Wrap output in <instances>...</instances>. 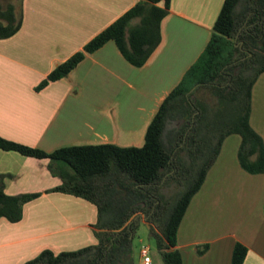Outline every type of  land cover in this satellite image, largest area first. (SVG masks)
Here are the masks:
<instances>
[{"label": "crops", "instance_id": "1", "mask_svg": "<svg viewBox=\"0 0 264 264\" xmlns=\"http://www.w3.org/2000/svg\"><path fill=\"white\" fill-rule=\"evenodd\" d=\"M140 1L21 0L19 31L0 40V137L45 153L103 144L141 147L160 105L207 46L224 0H170L160 43L141 67L108 41L84 53L66 77L38 89ZM249 125L264 146V72L251 90ZM240 142L237 134L223 140L185 211L176 246L182 264H230L237 243L247 249L243 264H264V172L241 168ZM47 163L0 149L5 193H40L23 206L19 222L0 219V264L97 244L96 207L49 192L61 181ZM133 264H141L139 250H133Z\"/></svg>", "mask_w": 264, "mask_h": 264}, {"label": "trees", "instance_id": "2", "mask_svg": "<svg viewBox=\"0 0 264 264\" xmlns=\"http://www.w3.org/2000/svg\"><path fill=\"white\" fill-rule=\"evenodd\" d=\"M169 4L170 0L140 1L82 52L57 66L38 89L66 77L84 53L108 41L131 65L143 66L160 43V23ZM21 21V2L17 11L12 5L1 10L0 5V40L14 36ZM263 72L264 0H224L207 46L160 105L141 147L103 144L45 153L0 137L1 150L48 161L47 170L61 181L49 192L84 199L97 210V244L58 254L44 250L24 264H133L132 241L142 221L163 263L182 264L177 231L223 140L239 135L241 168L249 174L264 172V146L249 125L251 90ZM200 90L208 91V100L196 96ZM6 177L0 174V219L17 223L23 206L40 193L7 195ZM172 186V194L163 193ZM246 253L237 243L230 264H243Z\"/></svg>", "mask_w": 264, "mask_h": 264}, {"label": "rangeland", "instance_id": "3", "mask_svg": "<svg viewBox=\"0 0 264 264\" xmlns=\"http://www.w3.org/2000/svg\"><path fill=\"white\" fill-rule=\"evenodd\" d=\"M21 0H0L1 10H5L8 5H12L15 11L19 9ZM196 96L200 99H209V93L206 90H200L196 93ZM176 188L166 187L163 189V193L170 195L175 191ZM141 244L148 245L150 247V256L153 264H164L160 252L157 249L155 240L149 236L148 230L142 223L139 224L138 229L134 235L132 241V247L134 252L139 250Z\"/></svg>", "mask_w": 264, "mask_h": 264}, {"label": "built area", "instance_id": "4", "mask_svg": "<svg viewBox=\"0 0 264 264\" xmlns=\"http://www.w3.org/2000/svg\"><path fill=\"white\" fill-rule=\"evenodd\" d=\"M139 255L141 258V264H153L150 256V247L148 245H141L139 248Z\"/></svg>", "mask_w": 264, "mask_h": 264}]
</instances>
